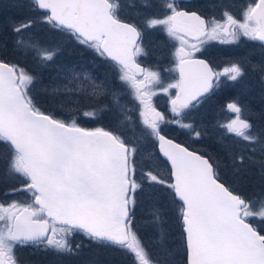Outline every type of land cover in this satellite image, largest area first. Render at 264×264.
<instances>
[{"label": "snow or ice", "instance_id": "6c2138e0", "mask_svg": "<svg viewBox=\"0 0 264 264\" xmlns=\"http://www.w3.org/2000/svg\"><path fill=\"white\" fill-rule=\"evenodd\" d=\"M15 6L23 15L11 23L14 47L32 57L36 70L0 60V177L12 182L0 200V264H20L16 249L22 247L78 257L84 246L77 235L98 250L130 256L132 264H179L170 224L183 264H264V112L249 116L238 99L227 103L234 118L217 124L233 137L222 145L229 158L223 167L162 129L173 125L201 138L206 129L197 126L196 114L221 78L242 85L253 72L264 86V0L246 4L239 18L230 0H211L218 16L207 17L185 0H16ZM129 9L135 13L125 19ZM37 24L63 39L25 36ZM157 29L179 41L175 82L138 62L148 56L145 41ZM241 37L260 42L257 62L250 53L217 70L196 55L210 41L236 44ZM71 44L101 59L99 82L62 61ZM159 93L169 97V116L153 104ZM75 95L95 101L83 116L110 113L115 130L82 127L74 115L61 118L79 103ZM125 96L132 108L122 103ZM137 122L169 162L167 177L138 172V149L122 134L125 124ZM142 198L151 205L146 221L158 241L152 248L137 231Z\"/></svg>", "mask_w": 264, "mask_h": 264}, {"label": "rangeland", "instance_id": "374dc122", "mask_svg": "<svg viewBox=\"0 0 264 264\" xmlns=\"http://www.w3.org/2000/svg\"><path fill=\"white\" fill-rule=\"evenodd\" d=\"M19 15V16H18ZM15 12H1L0 11V53L3 54V57L6 61L18 62L20 65L24 66L26 69H30L31 67L36 69V65L34 60L30 55L26 56L21 54L15 47H12L14 41L16 39L15 35L11 31V23L13 21H19L22 15ZM35 33H40V38L44 40L45 43H56L60 42L62 37H53L47 29L41 25L37 24L30 32L25 33V36L33 35ZM72 50L67 52L66 49ZM76 47V48H75ZM78 52L75 54V52ZM88 51L91 59L96 60L95 54L90 49H86L83 46H78L75 44H71L65 48L64 57H62V61L66 57L70 58L79 55ZM95 66L92 64V67ZM77 71H81L85 69L80 65L75 66ZM96 68V66L94 67ZM105 70V68L101 69L100 73H97L98 82L101 77V73ZM30 71V70H28ZM228 93L225 96L219 95L217 98L213 99V114L210 113V109L208 108L210 105L206 102L200 109V111L196 114V123L197 126L203 125L206 129L205 134L196 139L194 137H190L185 131L177 129L173 125H163V134L171 136V138L175 140H179L183 144L187 145L189 148L198 151L205 156H213L217 158L221 162V166H225L228 164V156L225 153L224 147L222 145L231 144L233 142V137L228 134L225 135L223 129L218 128L217 124L221 122H227L234 118V115L226 111V104L228 103L226 100H236L245 106L250 111L248 115L251 116L253 114H259L264 112V87L260 84L253 83H244L242 85H231ZM85 95H75L73 97L74 100H79L78 104H70L68 107L70 111L67 113V116L74 115L76 117H80L78 122L87 120V122H91L96 120L97 127H104L106 129L115 130L114 121L112 115L110 113H101L100 116L96 119H91L82 115L84 111L90 110V105L95 103L90 97ZM153 104L157 109H163L166 112V116L169 115V97L166 94L159 93L158 95L152 98ZM91 101V102H90ZM90 102V103H89ZM103 103V100L99 101ZM89 103V104H88ZM122 103H128L129 107L132 108L133 104L130 102L129 98L125 96L122 100ZM133 120H137V114L132 112ZM96 128V127H93ZM122 134L129 139H131L135 146L138 149L137 153V162L139 164L138 172L143 169L144 171H152L154 174L159 173L165 177H167L169 172V167L166 161H164L157 149L156 142L151 139L143 138L141 134V128L139 123L137 122L135 125L133 124H125L122 130ZM11 181L5 180L3 177H0V194L3 195L5 191L11 185ZM151 205L145 199H141L136 208V225L137 231L145 243L146 246L152 248L157 241L156 232L152 227L147 226L146 218L148 216V212ZM169 229V244L173 247L175 252L178 253L177 260L179 264H183V249L179 244V235L175 228L174 224H170L167 226ZM177 232V233H176ZM75 242L83 244V252L78 257H63L57 258L55 256L49 258L46 256H39V261H50L51 264H91L93 261H99L100 264H132V260L130 256H122L119 252H104L95 248V246L89 245V242L83 238L82 235H77L75 238ZM17 250V249H16ZM40 253L45 254V252L40 251ZM52 255V254H50ZM60 261V262H59ZM48 264V262H46Z\"/></svg>", "mask_w": 264, "mask_h": 264}, {"label": "flooded vegetation", "instance_id": "af4514ba", "mask_svg": "<svg viewBox=\"0 0 264 264\" xmlns=\"http://www.w3.org/2000/svg\"><path fill=\"white\" fill-rule=\"evenodd\" d=\"M185 2L198 5L193 10L198 11L199 14L205 17L210 15L218 16V12H215L211 8V0H185ZM230 2L233 5L231 11L237 16V18H239L243 7L246 4L252 3L253 0H230ZM134 13L135 9H129L126 12L124 18L127 19L128 17L133 16ZM259 45L260 42L249 40L247 37H241L239 42L236 44H220L218 41H210L204 46L202 53H197L196 55L200 59L209 61L215 69L222 70L231 61L248 56L250 53H257V55L252 57L253 63L257 62L259 59ZM145 47L149 54L146 57H140L138 59V62L141 64V66L149 68L151 70H157V68H159L161 70V76L166 83L175 82L179 78V75L175 67L174 52L176 48L179 47V41L170 38L166 32L157 29L152 32L151 42L149 43L147 40L145 41ZM83 63L86 71H89L93 75V77L97 76V73L101 72L102 67H97V65L101 64V59L98 57L96 58V60L91 59L88 51L84 52ZM92 64H94L96 68H94L95 66L92 67ZM244 83L260 84L259 74L249 72ZM231 85H233L232 82L225 81L223 78H221L219 88L215 90L214 94L211 96V99L207 101L210 105L208 107L210 109V113L213 114V99L217 98L219 95L225 96L228 91H230L229 88L231 87ZM171 91L174 93L176 90L172 89ZM226 101L229 103L232 100L227 99ZM157 110L163 112L164 114L166 113L163 111V109ZM166 136L169 139H173L171 138V136ZM175 141L179 144L184 145L185 147H188L179 140ZM156 149L158 151V144L156 145ZM189 149L195 151L191 148ZM196 152L204 155L198 151ZM11 198L20 199L21 197H9V199ZM4 199L5 197L0 194V200ZM16 255L20 261V264H47L46 262L50 264V261H39V256H46L49 258L53 257V255H50V253H46V255L42 254L40 253V251L36 250L33 247L17 248Z\"/></svg>", "mask_w": 264, "mask_h": 264}, {"label": "trees", "instance_id": "16d2710c", "mask_svg": "<svg viewBox=\"0 0 264 264\" xmlns=\"http://www.w3.org/2000/svg\"><path fill=\"white\" fill-rule=\"evenodd\" d=\"M15 3H16V0H0V11L1 12H15V13H19V14H23L22 13V11L20 10V9H18L16 6H15ZM20 15V16H21ZM19 16V15H18ZM12 47H14V44L12 45ZM76 48V47H75ZM72 50V47L70 48V49H66V51L67 52H69V51H71ZM67 52H65V54L67 53ZM76 53H78L77 51L75 52V54ZM83 58H84V53H82L81 54V56H79V55H75V56H73V57H71V59L70 58H68V57H66L65 59H64V62L65 63H70L71 65H73V66H77V65H80V66H82L83 68H84V63H83ZM0 60H3V61H5V62H7V63H10V64H18V65H20L18 62H11V61H6L5 60V58L3 57V54L1 55V53H0ZM21 67H23V68H25L24 66H22V65H20ZM26 69V68H25ZM27 70H30V71H35L36 69H34V68H30V69H28L27 68ZM44 76H45V81L47 82V80H48V76H49V74L48 73H44ZM88 98V97H87ZM89 99V98H88ZM89 100H91V99H89ZM46 107H47V105H46ZM69 116H67V114L66 115H64V116H62L61 118H65V119H67ZM77 118V122H78V119L80 118V117H76ZM82 127H85V128H89V129H92L93 127H97L96 125H98L97 123H96V120H93V121H91V122H87V120H84V121H81V122H78ZM177 233V232H176Z\"/></svg>", "mask_w": 264, "mask_h": 264}, {"label": "water", "instance_id": "95a60500", "mask_svg": "<svg viewBox=\"0 0 264 264\" xmlns=\"http://www.w3.org/2000/svg\"><path fill=\"white\" fill-rule=\"evenodd\" d=\"M173 140V139H172ZM175 141V140H174ZM176 142V141H175ZM176 143H178V142H176ZM184 146V145H183ZM158 151H159V147H158ZM191 151V150H190ZM160 154V153H159ZM160 156L166 161V158H164L163 156H162V154H160ZM167 162V161H166ZM168 164H169V162H167ZM169 166H170V164H169Z\"/></svg>", "mask_w": 264, "mask_h": 264}, {"label": "bare ground", "instance_id": "6f19581e", "mask_svg": "<svg viewBox=\"0 0 264 264\" xmlns=\"http://www.w3.org/2000/svg\"><path fill=\"white\" fill-rule=\"evenodd\" d=\"M78 101H79V100H78ZM90 102H91V101H90ZM90 102H89V103H90ZM89 103H88V104H89ZM59 262H60V261H59ZM50 264H51V263H50Z\"/></svg>", "mask_w": 264, "mask_h": 264}]
</instances>
